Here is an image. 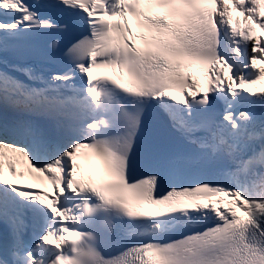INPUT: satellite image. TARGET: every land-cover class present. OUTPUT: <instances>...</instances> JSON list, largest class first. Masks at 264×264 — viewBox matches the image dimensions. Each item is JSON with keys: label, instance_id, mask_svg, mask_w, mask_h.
Returning a JSON list of instances; mask_svg holds the SVG:
<instances>
[{"label": "snow or ice", "instance_id": "snow-or-ice-1", "mask_svg": "<svg viewBox=\"0 0 264 264\" xmlns=\"http://www.w3.org/2000/svg\"><path fill=\"white\" fill-rule=\"evenodd\" d=\"M0 264H264V0H0Z\"/></svg>", "mask_w": 264, "mask_h": 264}]
</instances>
